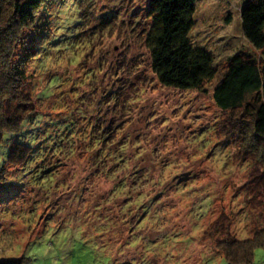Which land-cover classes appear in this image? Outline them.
Wrapping results in <instances>:
<instances>
[{"label":"clouds","instance_id":"clouds-1","mask_svg":"<svg viewBox=\"0 0 264 264\" xmlns=\"http://www.w3.org/2000/svg\"><path fill=\"white\" fill-rule=\"evenodd\" d=\"M25 2L0 0V184L24 186L11 203L0 190V264H264V140L213 149L231 115L214 101L230 68L244 102L264 99V0H165L181 9L189 62L196 41L209 50L182 88L160 83L154 45L124 27L149 0H40L33 19L48 35L26 65L14 46L34 30L19 22ZM117 103L123 127L105 149L89 121ZM202 124L211 130L193 131ZM42 141L48 151L21 158Z\"/></svg>","mask_w":264,"mask_h":264},{"label":"trees","instance_id":"trees-1","mask_svg":"<svg viewBox=\"0 0 264 264\" xmlns=\"http://www.w3.org/2000/svg\"><path fill=\"white\" fill-rule=\"evenodd\" d=\"M19 3V0H17ZM40 4V0H26L25 4L19 8L20 23L27 24L30 19L33 20V29L35 30L36 22L33 19V9L37 8ZM149 16L151 18V27L145 36V42L152 47L154 55L153 71H156L160 77V83L168 87L182 88L185 85L183 83H177V81L191 82L193 75L190 70H196L200 75L204 74L203 65L208 62L209 50L196 41L197 49L196 56L198 59L195 63L189 62L191 52L189 50L188 41L180 43L181 32L186 27L184 24L183 16L181 15V9L175 5L169 6L165 0H149L148 6ZM33 31L27 32L33 34ZM24 34L15 41V48L18 51L21 47H27L24 41ZM40 36H32L33 44H38L42 41ZM28 50V54L21 58V61L26 65L30 59L29 53L35 54L39 49ZM239 63V61H237ZM218 71V70H214ZM232 75L227 76L224 87H218L215 91L214 101L218 105V108L228 112L231 115L228 117V121L238 119L240 124L229 123V132L235 133L239 131L241 137L244 135L251 136L257 140H264V99L256 98L252 101L244 102L243 97L240 95L237 89L244 88L246 85L242 84L240 78L237 77L235 69H229ZM23 73H21V78ZM24 107H27L25 105ZM11 120V116H9ZM234 135V134H232ZM235 137V135H234ZM241 137L239 139H241ZM25 152L22 155L23 158L33 159L34 152L37 149L31 148L25 145ZM44 170H42L43 172ZM0 178H2L0 176ZM256 185L264 184V174H261L259 179L255 182ZM250 194L252 190H249ZM252 200H255V196H252ZM251 202V201H250Z\"/></svg>","mask_w":264,"mask_h":264},{"label":"rangeland","instance_id":"rangeland-1","mask_svg":"<svg viewBox=\"0 0 264 264\" xmlns=\"http://www.w3.org/2000/svg\"><path fill=\"white\" fill-rule=\"evenodd\" d=\"M117 15H118V13H115V12L110 13V14H102L100 17V23L98 25H93L92 29H90L89 31L93 32V34H94V32L96 30H99V29H102L103 27L108 26V24L111 23V20L114 19ZM130 17L131 18H130L129 22L127 24H125L124 27L131 28V31L133 33H135L137 36H139L145 40V36L151 27V18L149 16L148 8L143 12V14H141L138 9L133 10L130 14ZM121 23L123 24V22H121ZM36 27L37 28L34 30L33 34L25 32L24 41H25V45L27 47H21L17 51V54L20 56V58L25 56L30 48H32L31 50H33V49L36 50L37 44L36 45L33 44V42H32L33 39H31L32 36H34V37L38 36L37 40H39L40 36H43L42 40L47 38L48 25L36 23ZM87 34L88 33L85 32L82 35L86 36ZM123 68H124L123 65L119 66V70L122 71ZM117 91H119V89H117ZM115 98H116V94L110 89L108 92V95H107V97H105V99L111 100V99H115ZM119 107H120V105H119V103H117L115 106H113L111 109H109L108 112L105 113L106 117H109V116L111 117L107 120H105L104 118H101V119H93V120L89 121V127L91 129L92 134H94V140L99 141L105 149H107L108 145L113 144V141L115 140V137H116V133L123 127V123H124L123 121L118 123L116 118L114 116H111V113L117 111L119 109ZM190 111L191 110L189 109V112H186L185 115L187 116L190 113ZM192 118L194 120H197V121H199L201 119V117L199 115H194ZM227 121H228V117L226 119V122L223 125H221L220 127H217L215 129V136L213 137V139L215 140V143L213 144V149L227 148L230 145V143H232V141L234 139H239L241 137L242 133H240L239 131L232 133L235 135V137H234V135H232L228 131L229 130V123ZM186 127H191V125H188ZM210 130H211V126L209 124H202V125H200L199 128L193 129L194 132H196L197 134H200V135L208 133ZM238 132L240 133L239 136L237 135ZM136 138L139 139L138 136ZM48 139H51V137H49ZM211 142L212 141L210 140L209 143H211ZM119 143H123V138H121V141H119ZM40 151H48L47 141H42L41 144L37 145V149L34 152V158L36 157V155L39 154ZM211 154L212 153L210 152L209 155H211ZM122 162L123 161H121V163ZM114 167H117V166L114 165ZM36 170L39 172V176H41V177L46 176L50 171H52V169H50L46 166L45 161H43V160L39 164H37ZM42 170H44V171L42 172ZM180 175L183 176L185 178V180L199 179L198 174L181 173ZM0 179H3V177ZM182 182H184V181H182ZM133 183H135V181ZM22 187H24V186L23 185L18 186L17 182H15V181H10L7 184H0V190L3 191L4 197L8 203L12 202L11 198L18 197L19 190ZM228 195H229V192H228V189H226L225 190V196L227 197ZM230 195H231L232 200H236L238 197L243 195V192L241 190H237L235 192L230 193ZM146 214L147 213H145V215Z\"/></svg>","mask_w":264,"mask_h":264}]
</instances>
